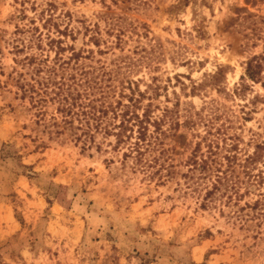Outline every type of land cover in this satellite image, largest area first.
I'll return each mask as SVG.
<instances>
[{
    "label": "rangeland",
    "instance_id": "374dc122",
    "mask_svg": "<svg viewBox=\"0 0 264 264\" xmlns=\"http://www.w3.org/2000/svg\"><path fill=\"white\" fill-rule=\"evenodd\" d=\"M0 264H264V0H0Z\"/></svg>",
    "mask_w": 264,
    "mask_h": 264
},
{
    "label": "trees",
    "instance_id": "16d2710c",
    "mask_svg": "<svg viewBox=\"0 0 264 264\" xmlns=\"http://www.w3.org/2000/svg\"><path fill=\"white\" fill-rule=\"evenodd\" d=\"M261 71V64L257 62L254 58L249 60L247 63V74L250 78L258 80V75Z\"/></svg>",
    "mask_w": 264,
    "mask_h": 264
}]
</instances>
